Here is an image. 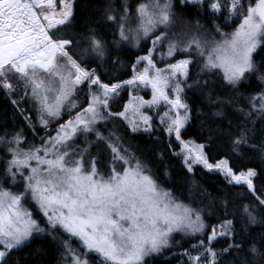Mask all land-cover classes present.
<instances>
[{"label":"snow or ice","instance_id":"snow-or-ice-1","mask_svg":"<svg viewBox=\"0 0 264 264\" xmlns=\"http://www.w3.org/2000/svg\"><path fill=\"white\" fill-rule=\"evenodd\" d=\"M73 4L74 0H59L58 8L57 0H0V90L9 96L22 90V98L34 102L45 132L39 145H29L22 131L0 136V146L10 157L0 168V264H8L11 253L33 233L45 231L25 207L27 203L42 214L47 229L68 237L61 240L66 264H97V260L98 264H150L151 257L173 246L174 233L198 241L184 250L187 264H221L225 255L238 254L243 245L236 238L233 219L207 224L202 210L178 202L171 191L161 187L152 169L124 146L122 137L114 131L105 135L98 125L123 119L132 133L151 134L152 116L143 109L157 110L164 104L159 124L170 146L174 138L181 147L174 154L183 157L187 171L195 175V166L201 165L223 174L229 185L246 186L255 205L242 206L243 226L264 225V213L259 211L264 209V191L257 194L256 170H234L227 159L210 162L204 144L182 139L190 120V108L183 99L185 88L201 86L200 80L188 83V68L195 55L203 60L202 72H219L238 93L249 77L255 75L260 81L258 92L240 94L247 107L235 108L243 122L232 137L234 152L245 146L255 148L251 141L256 119L264 120V61L256 59L264 53V0H140L134 7L128 0H121L118 7L106 3L105 20L119 38L112 42L114 46L139 47L142 41L151 45L146 55L137 58L143 70L136 72L134 64L132 79L120 82H104L96 69L87 67L113 55L95 28H88L85 35H62L71 26ZM187 5L206 7L212 15L226 12L229 21L239 23L231 34L214 25L219 40L202 35L201 30L207 29L199 18L186 21L190 28L178 32L177 9ZM164 47L161 59L184 58L157 67L153 54ZM80 86L88 89L85 104L76 99ZM137 86L150 87L152 98L133 96L123 111L111 109L110 101L121 90ZM11 102L17 105L16 100ZM210 102L218 106L233 103L231 98ZM24 118L35 133L31 117ZM53 122H60L55 134L50 130ZM90 135L95 139L90 140ZM81 136L82 147L78 144ZM101 145L111 153L107 172L98 167V156L92 153ZM223 207L227 215L226 201ZM220 238L230 243L216 249ZM73 240L78 248L72 246ZM248 253L252 264L257 258L264 264V245L251 243Z\"/></svg>","mask_w":264,"mask_h":264},{"label":"trees","instance_id":"trees-1","mask_svg":"<svg viewBox=\"0 0 264 264\" xmlns=\"http://www.w3.org/2000/svg\"><path fill=\"white\" fill-rule=\"evenodd\" d=\"M133 7L140 0H128ZM226 0H222V3ZM106 3H113L119 6L121 0H75L73 4V18L71 26L66 28L62 35L69 37L73 34L85 35L88 28H95L98 34L108 41L111 56H106L103 61H93L87 65L89 69H96L104 82H120L129 80L133 77L132 66L137 64V58L147 54L151 47L147 41H142L139 47L133 44L121 43L118 47L112 42L118 40L115 35V27L105 20ZM199 18L204 25L201 33L209 39L220 38V34L215 31L214 25H218L223 33H230L239 23L238 20L229 21L227 13L212 15L203 6L187 5L177 9V28L176 31H187L190 25L186 21H192ZM166 53V47L157 48L154 54V61L159 66L166 65L170 61L182 59V56L164 59L160 58V53ZM77 55V51H73ZM257 62L264 61V53L256 58ZM119 60V63L116 61ZM203 60L200 57L193 56V63L189 65V80L192 84L194 80H200V87L191 89L185 88L183 99L190 108V120L186 128L182 131V139L192 141L196 144H204V152L210 162H216L227 159L229 165L234 170H247L253 168L257 172L254 178V184L257 194L264 191V120L256 119V135L251 143L255 148L245 146L239 152L233 151L232 137L235 135L237 126L242 123V118L235 111L236 107H247V102L243 96L260 90V81L255 75L242 84L239 93L223 80L219 72L205 73L201 71ZM207 81V84H203ZM84 91L79 92L76 99L85 104L87 94ZM127 93L123 92L111 106L113 111H122L127 102ZM232 99V104L218 106L210 101ZM12 99L3 90H0V136L5 133H14L22 131L26 142L29 144L32 140L38 141L39 136L45 135V132L38 124L34 113L30 111L29 105L23 104L24 111L17 105L12 104ZM222 111V115H216ZM30 116L31 123L35 127V133L28 126L24 117ZM67 116H65L66 118ZM229 121L232 122L229 127ZM151 134L146 132L132 133L129 127L122 119L109 121L106 126L110 131H114L123 138L125 147L133 152L155 173V176L161 187L171 191L178 202L202 210V215L207 224L218 225L224 218L233 219L236 226L237 240L242 241V250L237 254L225 255L221 264H252V257L248 253V247L255 242L257 246L264 245V225H255L244 228L243 205L254 206L255 201L251 192L244 185H229L223 174L218 172H209L203 166H195V175L189 173L183 163V157L174 153L180 152L181 147L174 138L171 139V146L167 133L163 130L158 121L153 124ZM99 127V125H98ZM11 138V137H8ZM88 138L95 139L90 135ZM111 157L109 152L102 158ZM228 204L227 215L223 207L224 202ZM264 213V209H259ZM180 237V236H179ZM178 236L173 238V246L165 249L158 255L150 258V264H187V258L183 254L185 249H190L192 244L198 243L195 237L187 236V239H181V243H176L174 239H180ZM61 239H53L47 235H37L27 244L18 250H14L8 260V264H65L62 260L63 248ZM230 243L229 239L220 238L215 244L216 249H222ZM195 253V252H193ZM256 264H261L259 258Z\"/></svg>","mask_w":264,"mask_h":264},{"label":"rangeland","instance_id":"rangeland-1","mask_svg":"<svg viewBox=\"0 0 264 264\" xmlns=\"http://www.w3.org/2000/svg\"><path fill=\"white\" fill-rule=\"evenodd\" d=\"M74 1H75V0H74ZM57 7L59 8V0H57ZM234 30H235V29H233L230 33H225V34H231ZM219 39H221V37H220ZM219 39H218V40H219ZM154 54H155V53H154ZM154 54H153V57H154ZM176 62H177V60L172 61V62L170 61L169 63H176ZM169 63H167V64H169ZM167 64H166V65L159 66L160 64L156 63L157 67H159V68H164V67L167 66ZM143 67H144V64H142V63H141V64H136V72L142 71V70H143ZM188 69H189V68H188ZM178 78H182V77H178ZM131 79H132V78H131ZM129 80H130V79H129ZM82 91H84L83 94L86 95L87 92H88V89H87L86 87H84V86H80V88L78 89L77 95H78L79 92H82ZM123 92L127 93V96H128V97H127V102L125 103V105L128 104L129 100H130L131 97H133V96H141V97H143L145 100H150V99L152 98V90H151L150 87H148V88H143V87H139V86H137V87H127V88L121 90L120 93H119V95L116 96L112 101H110V107H111V109H112L111 104H112L114 101H116V100L119 98V96L122 95ZM169 95H171V92L169 93ZM10 98H11L12 100H16V101H17V106H19V108H21L22 111H24L23 104H25V102H26V103L29 105L30 111L34 113V116H35V118H36V120L38 121V124H39L38 113H37V111H36V107H35V105H34V102H33L29 97H23V98H22V90H18L15 94L11 95ZM125 105H124V107H125ZM124 107L122 108V111L124 110ZM164 110H166V106H165L164 104H161L160 108L157 109V110H154V109H148V108L143 109V111H144L147 115L152 116V124H153L155 121H158V123H159L158 115H162V113H163ZM67 118H68V117H66V118L64 117L63 119H67ZM122 120H123V119H122ZM123 121H124V120H123ZM60 122H63V121H60ZM60 122H53V124L51 125V129H50L51 132H52V134H55V128H56V126L58 125V123H60ZM124 123L128 126V124H127L126 121H124ZM39 125H40V124H39ZM128 127H129V126H128ZM99 128H100V131L104 132L105 135H107L108 132H110V129H109L106 125L99 126ZM43 136H45V135L39 136L38 141L32 140V141L29 143V145H32V144L39 145V144L41 143V137H43ZM89 139H90V140H94L93 138H89ZM83 140H84V137L81 136V137L79 138V141H78V144H79L81 147L83 146ZM190 142H192V141H190ZM195 144H196V143H195ZM2 149H3V146H0V168H2V166H3V163H2L3 160H4L5 158H10V157H6V156H5V152H4ZM92 153H93V155L98 156V160H99L98 167H101V168H102V171L107 172V170H108V169H107V165L109 164V162H110V160H111V157H110L109 160H108L109 157H105L106 160H104V159L102 158V155L106 156V155L109 153V151H108L106 148H104L103 145H101L99 151H97V150L94 148V149L92 150ZM4 187L7 188V187H10V185H9V184H4ZM11 190L16 191L17 188H16V187H11ZM25 207H26L29 211L32 212L33 217L37 220V222L40 224V226H41L42 228H45V231H44L43 233H33V236H32L28 241H26L25 244H27V243H28L33 237H35V236H37V235H40V236L47 235V236H51V237H53V236H57V235L59 236V235H60V237H62L61 240L68 239V237H67L66 235H64L63 233H54V232H52L50 229H47V228H46V221H45V218L42 216L41 213H39V211L36 209V207L34 206V204H32V203H27V204H25ZM174 236H178V237L180 236V237H182V238L179 237L180 239H174V241H175L176 243H181V239H187V238H186L187 236H185V235L182 234V233H174V234H173V238H174ZM190 238H191V237H190ZM71 243H72V246H73L74 248H78V247H79V244H78L77 241L73 240V241H71ZM25 244H24V245H25ZM201 251H202V250H201ZM192 254L195 255L196 253H192ZM94 259H95V258H94ZM64 263L66 264L65 261H64ZM68 264H70V261L68 262ZM97 264H98V260H97Z\"/></svg>","mask_w":264,"mask_h":264}]
</instances>
